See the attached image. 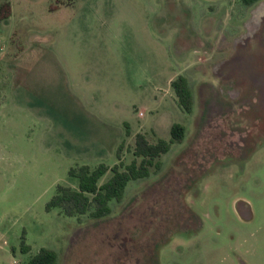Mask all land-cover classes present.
I'll use <instances>...</instances> for the list:
<instances>
[{"label":"rangeland","instance_id":"rangeland-1","mask_svg":"<svg viewBox=\"0 0 264 264\" xmlns=\"http://www.w3.org/2000/svg\"><path fill=\"white\" fill-rule=\"evenodd\" d=\"M8 2L0 264L40 248L55 264H264V0ZM173 123L183 140L108 214L46 210L57 185L78 189L71 167H111L119 148L129 163L137 133L169 140Z\"/></svg>","mask_w":264,"mask_h":264},{"label":"trees","instance_id":"trees-1","mask_svg":"<svg viewBox=\"0 0 264 264\" xmlns=\"http://www.w3.org/2000/svg\"><path fill=\"white\" fill-rule=\"evenodd\" d=\"M73 0H68L72 2ZM252 3L255 0H246ZM9 2L3 0L0 5V17L9 13ZM177 98L179 107L189 113L192 107V92L188 80L178 75L170 82ZM185 136V127L173 123L170 128V139L157 138L150 142L143 133H137L132 154L133 159L124 163L120 156L121 148L117 152V160L113 166L99 164L95 167L80 165L68 170L70 176L78 179V189L70 186L57 185L55 193L46 203L45 208L50 211L57 208L66 216L83 215L88 213L92 217H102L111 211L109 203L120 201L125 193L129 181L145 178L150 174L151 167L154 171L161 168L160 157L169 151L171 144L181 142ZM111 171L108 180L99 184V179ZM24 251L28 246L24 245ZM56 253L48 248L40 250L29 258L26 264H55Z\"/></svg>","mask_w":264,"mask_h":264},{"label":"crops","instance_id":"crops-1","mask_svg":"<svg viewBox=\"0 0 264 264\" xmlns=\"http://www.w3.org/2000/svg\"><path fill=\"white\" fill-rule=\"evenodd\" d=\"M96 11H97V10H92L91 12H96ZM98 14H99V13H97L96 15H98ZM73 16H76V15L73 14ZM55 74H56V72H55ZM55 76H56V75H55ZM55 76H54V77H55ZM64 76H65V78L68 77V76H66L65 74H64ZM67 79H68V78H67ZM72 86H73V85H72ZM78 87H79V86H78ZM75 89L79 90L78 88H75ZM75 91H76V90H75ZM139 114L142 115V112L140 111ZM10 264H11V263H10Z\"/></svg>","mask_w":264,"mask_h":264},{"label":"built area","instance_id":"built-area-1","mask_svg":"<svg viewBox=\"0 0 264 264\" xmlns=\"http://www.w3.org/2000/svg\"><path fill=\"white\" fill-rule=\"evenodd\" d=\"M11 264H14V263H11Z\"/></svg>","mask_w":264,"mask_h":264}]
</instances>
